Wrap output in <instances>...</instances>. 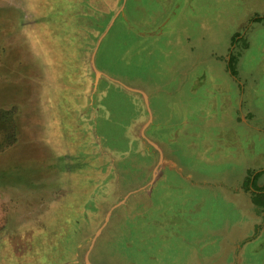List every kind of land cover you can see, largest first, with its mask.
<instances>
[{
	"label": "rangeland",
	"instance_id": "1",
	"mask_svg": "<svg viewBox=\"0 0 264 264\" xmlns=\"http://www.w3.org/2000/svg\"><path fill=\"white\" fill-rule=\"evenodd\" d=\"M141 1L118 0L113 11L123 3L126 16L144 30L146 24L136 19L153 7L152 0H146V6ZM59 4L58 0H0V110L13 111L15 123L11 136L12 125L0 121V264H7L9 257H13L10 264H16L17 255L26 256L27 251L29 255L39 251L38 258L55 251L59 244L52 236L67 231L66 222L73 228L72 236H66V252L75 246L78 259L81 246L88 243V253L90 237L107 211L127 193L94 239V251L101 260L112 264L231 262L232 254L219 246L220 235L207 236L213 228L228 231L240 221L239 211L229 200L181 178L168 166L150 188L133 190L153 160L137 137L143 107L138 97L109 81L100 83L96 97V131L101 149L112 152L116 166L99 170L104 175H99L93 192L84 196L82 209H67L73 192L71 172L78 166L94 167L91 157L105 154L97 156L96 146L86 151L83 164L76 163L68 153L78 142L77 117L59 112L62 108L57 102L53 108L46 93L41 94L45 89L48 97L61 91L68 95L79 85L75 80L79 69L66 74L58 65L61 59L73 58L72 46L80 37L78 31L75 41L66 30L65 23H71L72 17H67L69 12L62 16ZM86 4L85 10L94 6L93 0ZM173 5L178 17L159 35H136L116 22L120 15L111 17L116 23L102 40L97 65L128 85L144 87L151 94V110L157 119L171 105L185 112L174 119L178 123L170 139L177 132L178 137L165 147L184 167L210 176L235 169L242 157L249 160L263 153L264 158V136L253 129L244 131L232 119L239 99L241 111H252L253 116H246L253 117L252 124H264V24L253 21L255 15H264V0H187L184 5ZM97 6L102 8L97 12L102 19L113 3L103 0ZM13 8L18 17L13 16ZM78 22L84 29L80 24L85 20L78 18ZM234 34L236 42L231 45ZM230 51L239 53L235 75L227 68ZM13 136L14 143H9ZM17 238L29 240L18 254L11 243ZM244 259L242 264H264L259 253ZM77 262L64 254L60 258L62 264Z\"/></svg>",
	"mask_w": 264,
	"mask_h": 264
},
{
	"label": "crops",
	"instance_id": "2",
	"mask_svg": "<svg viewBox=\"0 0 264 264\" xmlns=\"http://www.w3.org/2000/svg\"><path fill=\"white\" fill-rule=\"evenodd\" d=\"M151 2L150 6L151 8L153 7V10L150 11L149 9V12L143 17L138 19L135 18L138 21L137 23L146 24L147 27L144 30L137 28L134 25L135 20L130 18L127 14V19L131 25L138 31L147 33L148 36L159 35L168 31L171 26L170 23L178 17L174 13L170 15L175 6L173 5L174 2L175 4L179 2L180 5H184L187 0H164L162 4L159 0H152ZM141 3L142 4L140 5L143 6L148 5L146 0H142ZM111 9L105 11L106 15L103 16L104 21H101L96 28L86 27V30L82 29L80 31L78 41L72 46L73 50H75L74 53H72L73 58L61 59L58 62V65L66 74H70L75 71L77 72L79 69V73H75V80L79 84L77 89L68 95L64 91H61L48 97L47 95L49 91H45V89L41 93H44L43 97L46 93L45 97L51 99L53 108L55 106L54 104H56L54 103L55 101L57 102L58 107L62 108H58L59 112L62 111L63 113H72L75 117H77L78 126L75 129V131L77 130L75 140H78V142L75 143L73 151L68 154H76L77 156L80 155L84 158L86 151H91L98 146L99 151L95 154H97V156L99 154H105L109 159L107 161H110L116 166L114 159L111 157L112 152L101 149L98 141L99 136L96 131L97 121L95 102L99 93L100 83L103 80L118 85L124 91L134 94L135 97L140 99L143 107V115L141 117L142 120L138 122L137 125V137L141 147L147 152V154L150 155L151 159H153L150 167L149 164L145 167L146 164L144 162L141 163V168L144 169L145 167L148 172L143 177V181L140 186L133 188V190L138 192L140 189H145V187L150 188L152 183L160 174V171L166 166H168L171 171L176 172L181 178L189 179L190 182L195 185H203L209 188V192L212 195L218 194L226 198L233 204V208L240 213V221H237L238 224H234L228 231H224L223 228L218 230H214L213 228L210 232H207V236L218 233V235H220L219 246H221L225 253L229 252V254H232V258H230L231 262H228L227 264H242L244 257L249 260L252 259V255L256 253H259L260 260L264 262V211L251 202L249 192L245 191L242 186V181L247 169H254L255 171L264 170V158L261 159L263 153L253 155L249 160L242 157L241 161L238 162L239 165L236 166L235 169L220 171L210 176L195 173V171L184 167L181 163H179V161L176 160L175 155L172 156L168 154L165 147L168 143L178 137L177 132L175 137L170 139L171 134L175 129L173 125L178 123V121L176 122L174 119L179 118L182 114H185V112H181L176 109L175 106L171 105L166 115L157 119L151 110V94L144 87L140 85H128L122 81V79L110 75L108 69L97 65V60L102 55L100 45L103 43L102 40L107 35L111 26H113L112 24L120 22L121 25H124L125 28L134 34L144 36L131 30V28L127 26L123 20L118 19L114 22V19H111V17L115 16L117 9L115 12H112L113 14H110ZM12 12L14 13L13 16L18 17V10L13 8ZM108 20L109 22L112 20L109 26V22H107ZM101 26L103 27L100 28ZM66 64L68 66L67 68L64 67ZM237 82H239V80H237ZM235 96L239 97V93L236 92ZM79 102H81L82 105L78 108V112L75 113V106H77V104L80 105ZM239 106L240 104L238 99L234 107L235 112L232 115V119L235 120L234 124L244 126L242 128L244 131L249 132V129H253L260 137L261 135L264 136V124L263 127H257L252 124L253 117H251V119L246 117L253 116L252 111L248 110L243 112ZM238 120H240L241 123ZM167 129L170 130L166 132ZM141 132H143V137L141 136ZM31 142H24L23 144H30L31 146ZM235 143L239 144L238 141ZM192 145H194V143ZM95 157H91L93 158L94 163H102L103 160L101 156H98L97 159H95ZM86 160L87 159L84 158L83 162ZM120 162L121 160L118 161V167L121 165ZM155 167H157V171H154ZM99 175L103 176L104 173L101 172ZM257 183L259 185L264 184V173L258 177ZM91 245L89 246V249ZM127 245H129V243L125 242V246ZM242 252L244 257H240ZM95 259L98 260L99 264H112L108 260H101L96 253ZM86 260L91 264H95L88 259L87 253H84L83 264H85Z\"/></svg>",
	"mask_w": 264,
	"mask_h": 264
},
{
	"label": "flooded vegetation",
	"instance_id": "3",
	"mask_svg": "<svg viewBox=\"0 0 264 264\" xmlns=\"http://www.w3.org/2000/svg\"><path fill=\"white\" fill-rule=\"evenodd\" d=\"M70 156V155H69ZM73 158H76V163H78V161H80V164H83V159L82 156H77L76 154L71 155ZM102 163L98 164L95 163L94 167H90V169H87L86 167H81L78 166L77 171L71 172L73 173L72 177L74 179V182L71 184L73 185V192H71V196L70 198H72L71 202H68V208L71 211H75V210H79L82 209L83 204H85L83 201V198L85 195H89L93 192L92 187L95 184L97 186V182H98V178H99V170L100 169H109L111 170V167L113 166V163H111L108 160V157L102 156ZM81 169V171H80ZM97 174V175H96ZM143 180V179H142ZM81 181V182H80ZM96 181V182H95ZM81 185V187H80ZM78 201H77V200ZM78 205V206H77ZM75 213L73 212L71 217H74ZM71 218H69L70 220ZM73 219V218H72ZM71 219V220H72ZM68 227V229H65L67 231H63L62 234H57V236H52L54 237L55 241L58 242V246L56 247V250H50V251H46L44 252V254L39 255L40 258H38V252L39 251H34V255H29L31 254V252L29 254L28 251L25 253L26 256L24 255H17V257L14 259V261L16 262V264H62L60 263V258L62 257V255L64 254L66 257H70V260H77L78 262L76 264H83V255L86 252L87 248H88V243L84 244L81 246L80 248V256L78 259H75V246L73 247V251L71 253H67L66 252V246L68 245V239L66 238V236H72L73 233V228L72 230L69 228L71 226H68V222H66L65 224V228ZM73 227V226H72ZM19 239V240H17ZM16 240H13L11 243H14L13 245V251H15L16 254L21 253V249L27 248L28 244H29V240H27V238H17ZM53 240V239H52ZM51 240V241H52ZM10 242V241H9ZM54 242V241H53ZM95 243L96 241H94V243L91 245L88 253H87V257L88 259L95 263V264H99L98 260L95 259ZM18 249V250H17ZM48 249H51L48 247ZM11 259H13V257H9L6 258L7 264L11 263ZM67 259V258H66ZM69 261V260H67ZM64 264V263H63Z\"/></svg>",
	"mask_w": 264,
	"mask_h": 264
},
{
	"label": "trees",
	"instance_id": "4",
	"mask_svg": "<svg viewBox=\"0 0 264 264\" xmlns=\"http://www.w3.org/2000/svg\"><path fill=\"white\" fill-rule=\"evenodd\" d=\"M58 1L61 4V5L59 4L61 6V7L59 6V8L62 9V11H64L62 16H67V12H69L67 17L69 18V15L72 17V18H70L71 23H65V26L67 27L66 30L71 33V36L73 35L72 37L74 39L76 38L75 36L77 35L78 31L82 30L79 27L78 18L85 20L84 23L80 24L81 27H83L82 25L84 24L85 27L87 26V27L96 28L97 25L101 23V21L102 22L104 21L103 18L101 19V17H99V15H97L98 9H102V8H100L99 6L96 7V2L100 4L101 2H103V0L93 1L94 6L92 8H90L88 6L89 7L88 10H85V8H87L86 1L88 2V0H72L70 4L68 3V0H58ZM110 3H113V7H112L111 13H110V14H112L113 10L118 5V0H110ZM59 8L57 9V7H56V10L58 13L60 12ZM51 9H54V7ZM89 11H91V12H89ZM85 12H86V14L84 16ZM103 12H104V10H103ZM84 18H86V19H84ZM253 21L262 22L264 24V15L263 16L255 15L253 18ZM85 27H83L84 30H86ZM102 27L103 26H101L100 28H102ZM87 32H88V30H87ZM236 36H237V34H234L231 37V45L236 42ZM75 41H76V39H75ZM245 45H246V42H243V46H245ZM238 54L232 53L231 51L228 54L227 68H228L231 75H235L234 65L237 62ZM0 121L6 122L8 124V126L12 125L10 127L11 131H9V132H11V136H12L13 132H14V126L12 124V123H14L13 111L0 110ZM14 140L15 139L13 136V137H11V140L9 141V143H14ZM263 173H264V170L255 171L254 169H247L245 176L243 178V181H242V186H243V189L245 191L249 192L251 202L264 211V184L259 185L257 183L258 177Z\"/></svg>",
	"mask_w": 264,
	"mask_h": 264
},
{
	"label": "water",
	"instance_id": "5",
	"mask_svg": "<svg viewBox=\"0 0 264 264\" xmlns=\"http://www.w3.org/2000/svg\"><path fill=\"white\" fill-rule=\"evenodd\" d=\"M117 14L121 16L120 20H123V21L127 24V26H129L134 32L139 33V34H142V35L147 34V33H145V32L138 31L137 29H135V28L131 25V23L128 21L127 16H126V14H125V12H124V9H123V3L121 4L119 10L117 11V13H116L115 15H117ZM172 14H173V10H172V12L170 13V15H172ZM170 15H169V16H170ZM111 22H112V20L109 22L108 26L110 25ZM108 26H107V27H108ZM141 136L143 137V132H141ZM154 171H157V167H155ZM127 195H128V193L124 196L123 199H119V200L117 201V203H115V204L111 207V209H110L109 211H107V213L105 214V216H104V218L102 219L101 223L99 224V226H98L96 232H95L94 234H92V236L90 237V240H91L90 243H92L93 240L95 239V237L100 233L102 227H104V226H105V223L108 221L109 216H110V215H111V214H112V213L118 208V206H119V205H120V204L126 199ZM85 264H91V263H89V262L86 260V261H85Z\"/></svg>",
	"mask_w": 264,
	"mask_h": 264
}]
</instances>
